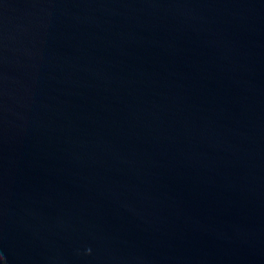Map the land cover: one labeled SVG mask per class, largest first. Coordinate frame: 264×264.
Returning a JSON list of instances; mask_svg holds the SVG:
<instances>
[{"label":"water","instance_id":"obj_1","mask_svg":"<svg viewBox=\"0 0 264 264\" xmlns=\"http://www.w3.org/2000/svg\"><path fill=\"white\" fill-rule=\"evenodd\" d=\"M0 264H264V0H0Z\"/></svg>","mask_w":264,"mask_h":264}]
</instances>
